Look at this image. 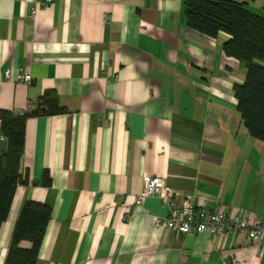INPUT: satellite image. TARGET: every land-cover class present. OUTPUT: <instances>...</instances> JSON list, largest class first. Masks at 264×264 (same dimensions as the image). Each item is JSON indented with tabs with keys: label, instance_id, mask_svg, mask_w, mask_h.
<instances>
[{
	"label": "crops",
	"instance_id": "0c3cea01",
	"mask_svg": "<svg viewBox=\"0 0 264 264\" xmlns=\"http://www.w3.org/2000/svg\"><path fill=\"white\" fill-rule=\"evenodd\" d=\"M42 1L0 0V111L28 113L0 264L28 200L50 208L34 264H264V241L180 234L156 225L160 198L137 199L159 177L179 202L264 220V141L237 107L229 35L188 27L183 0ZM19 69L30 83L4 79ZM47 93L64 113L36 112Z\"/></svg>",
	"mask_w": 264,
	"mask_h": 264
},
{
	"label": "trees",
	"instance_id": "16d2710c",
	"mask_svg": "<svg viewBox=\"0 0 264 264\" xmlns=\"http://www.w3.org/2000/svg\"><path fill=\"white\" fill-rule=\"evenodd\" d=\"M186 25L199 33L215 36L225 32L229 39L223 44L227 55L245 62V81L235 88L237 107L250 135L264 141V15L249 10L234 0H183ZM58 99L50 93L42 98L36 112L64 113ZM26 111H0L1 135L6 148L0 152V225L5 219L14 189L28 183L21 170L24 152ZM50 178L44 176L43 184ZM50 208L41 202L25 201L14 226L4 264H34ZM28 241L29 247L21 242Z\"/></svg>",
	"mask_w": 264,
	"mask_h": 264
},
{
	"label": "built area",
	"instance_id": "2783aa9c",
	"mask_svg": "<svg viewBox=\"0 0 264 264\" xmlns=\"http://www.w3.org/2000/svg\"><path fill=\"white\" fill-rule=\"evenodd\" d=\"M53 0H43L42 4H50ZM34 10L30 14L33 16ZM5 80L14 82L30 83L31 74L23 70L12 73L10 70L4 74ZM22 113V110H16ZM5 137L0 135V140ZM144 196H157L162 203L169 208L167 218L156 220L157 226H165L184 235H194L207 232L211 236L225 233L244 234L251 241H264V220L254 218L250 220L248 216L238 214V212L211 211L195 205L192 198H185L179 202L178 197L173 194L163 178H149L143 185L141 193L137 199Z\"/></svg>",
	"mask_w": 264,
	"mask_h": 264
}]
</instances>
